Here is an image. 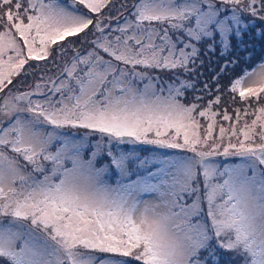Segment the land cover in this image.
I'll use <instances>...</instances> for the list:
<instances>
[{"label":"snow or ice","instance_id":"1","mask_svg":"<svg viewBox=\"0 0 264 264\" xmlns=\"http://www.w3.org/2000/svg\"><path fill=\"white\" fill-rule=\"evenodd\" d=\"M245 35L264 0H0V264H264Z\"/></svg>","mask_w":264,"mask_h":264},{"label":"rangeland","instance_id":"2","mask_svg":"<svg viewBox=\"0 0 264 264\" xmlns=\"http://www.w3.org/2000/svg\"><path fill=\"white\" fill-rule=\"evenodd\" d=\"M245 39V48L247 49V51H241L239 53L240 56H247L249 54V52L252 53V59L249 63L247 64H244L243 61H241L240 63V67H237L236 68V74H242V71L241 69L243 67H246L248 70H251L258 62H260L261 60H264L263 59H259L261 57L260 55V51H262L264 48V39H255V40H252V39H249V37L247 35H245L244 37ZM212 63H211V66L210 67H207L205 69H201V71H203L205 73V76L203 78H209L212 74V72L217 68V63H216V60L217 58L216 57H211L210 58ZM123 147V146H122ZM127 147H132V146H127ZM114 171V169H113ZM112 180L114 182L115 180V177H112Z\"/></svg>","mask_w":264,"mask_h":264},{"label":"trees","instance_id":"3","mask_svg":"<svg viewBox=\"0 0 264 264\" xmlns=\"http://www.w3.org/2000/svg\"><path fill=\"white\" fill-rule=\"evenodd\" d=\"M264 48V47H263ZM262 54V55H261ZM260 55L261 57L259 59H263L264 58V49L262 51H260Z\"/></svg>","mask_w":264,"mask_h":264}]
</instances>
